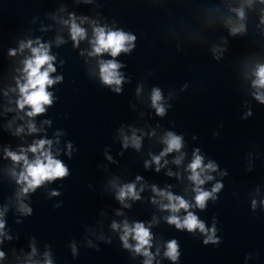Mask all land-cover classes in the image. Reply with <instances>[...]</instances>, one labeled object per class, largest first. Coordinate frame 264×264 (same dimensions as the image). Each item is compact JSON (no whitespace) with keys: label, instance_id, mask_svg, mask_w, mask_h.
Wrapping results in <instances>:
<instances>
[{"label":"water","instance_id":"obj_1","mask_svg":"<svg viewBox=\"0 0 264 264\" xmlns=\"http://www.w3.org/2000/svg\"><path fill=\"white\" fill-rule=\"evenodd\" d=\"M228 2L235 0H0V208L9 207L5 230L13 237L0 244L6 254L0 264L23 261L33 241L35 258L42 261L44 251L50 250L54 264H143L145 257L125 249L120 231L111 228L113 221L125 219L150 227L153 264H264V104L253 98L250 79L245 78L256 62L264 63V33L256 27V14L250 13L248 32L230 36L222 23ZM69 13L88 17L81 25L88 39L93 34L89 21L136 35L133 51L115 58L124 65L121 92L99 78L97 60L112 57L81 55L91 50L88 39L73 46L69 26L63 23ZM58 36L64 39L59 45ZM222 37L226 51L216 60L211 49L224 43ZM36 39L50 44V54L56 57V71L50 75L63 79L47 89L53 103L31 118L41 130L29 134V109H17L15 78L31 55L30 49L19 50L20 43ZM10 49L17 54L10 56ZM154 87L164 96V116L151 107ZM248 109L252 114L245 118ZM18 126H24L23 133L15 134ZM133 129L141 136L138 150L123 146L121 130L130 136ZM168 131L183 138L182 162L173 163L180 155L173 152L162 158L161 163L168 164L160 171L154 163L146 168L145 161L166 146L162 137ZM41 138L53 141L52 151L69 175L30 193L25 203L33 212L22 216L16 210L19 185L10 172H19L21 165L6 158L4 149L18 152ZM196 149L205 164L218 165L211 173L214 179L202 187L211 190L219 181L223 188L205 209L189 210L207 227L215 224L218 244H204L198 230L168 224L165 217L170 213L152 203L155 184L195 205L187 165ZM137 176L142 180L136 181ZM113 181L136 182L138 190L144 185L141 199L128 200L131 207H124L116 199ZM53 190L60 194L50 196ZM178 215L186 213L181 209ZM170 240L179 245L175 262L164 255Z\"/></svg>","mask_w":264,"mask_h":264},{"label":"clouds","instance_id":"obj_2","mask_svg":"<svg viewBox=\"0 0 264 264\" xmlns=\"http://www.w3.org/2000/svg\"><path fill=\"white\" fill-rule=\"evenodd\" d=\"M220 12V9H216ZM227 15L222 17L223 26L227 29L228 34L232 37L237 35H244L248 32L249 14H256L258 23L257 28L264 33V0H235V2L227 3ZM79 20V23L77 22ZM88 20V17H76L74 13H69V19L63 20L65 25L69 26V32L74 47H79L81 41L88 39L87 30L81 25ZM92 25V37L88 39L91 50H82L81 55L85 52L89 57H102L108 54L111 59H98V74L101 82L112 88L113 91L119 93L122 90V85L125 82V76L121 73L120 69L124 67L116 57L121 53L129 54L133 51L136 44V35L123 31L121 29H112L107 25H99L96 21H89ZM224 43L216 44L212 47L211 51L216 60H220L226 51L227 40L221 38ZM64 42L63 37H57V45ZM35 44V46H34ZM30 49L31 55L25 57L22 61L23 67L17 69L21 73L16 77V89L19 91V96L16 100L17 109L24 111L27 107L25 115L30 119L27 121V131L29 134L40 131L31 118L46 111V105L51 106L54 100L53 94L47 89L57 82H60L62 76H51V73L56 71L54 61L56 57L50 54V44L43 43L39 39L22 41L19 50L22 52L24 49ZM17 49H10L9 55L15 56ZM245 78L250 79L252 88L251 95L261 104H264V63L256 62L255 66L251 69L250 74L246 73ZM184 87H187L185 85ZM15 91V89H13ZM141 92V88L137 87V94ZM7 94V93H6ZM151 107L155 109L158 116H164L166 113V106L164 103V96L158 87L151 90ZM11 110V109H9ZM251 109L244 114V117L250 116ZM23 119V117H20ZM44 123H50L45 121ZM12 122H9L8 127L11 128ZM24 132V126H18L15 129V134ZM137 130L133 129L131 135L124 134L121 130L123 139V146L127 148L129 145L137 150L141 147V136L137 135ZM58 142V141H57ZM162 143L166 145L159 155H152L151 161H145V167L150 164H155L156 171H160L162 167L168 164L167 160L161 163V160L166 155L177 152L180 155L176 156L173 163L179 165L183 158L184 153L181 152L183 147V138L172 131H168L162 137ZM53 141L51 139H37L33 141L27 148L21 147L20 150L11 151L8 148L4 149L5 157L10 158L14 164H20L21 169L19 172L15 168L10 170L11 175L15 178L19 190L16 192L17 211L22 216H30L33 212L31 206L25 203V198L38 187L43 186L46 182L54 181L58 178L62 179L69 175L68 167L59 159L56 158L52 151ZM68 154H71L72 145L67 144ZM59 152V149H57ZM28 153H32V159L29 158ZM111 160V156H108ZM218 165L212 161L204 163V157L200 154L199 149L193 151L192 160L187 165V170L190 172L188 180L193 184V191L195 192V205L184 199L180 195H176L169 191L167 188H158L155 184L151 185V190L154 193L152 203L157 204L161 210L168 211L170 215L165 217L168 224L174 225L177 229L187 230L189 232L199 231L204 235V244H218L220 238L216 235L217 229L215 224L211 228L198 218V216L189 209L193 206L203 210L207 206L208 200H216L217 193L223 188V184L217 181L211 190H205L202 186L206 182L212 181L214 177L212 172H216ZM173 175L171 170L167 173ZM222 172L221 175H226ZM142 177L137 176L136 181H141ZM112 186L117 189L116 199L124 206L131 207L128 200L141 199L140 193L144 190V185L137 189L136 182L117 184L112 182ZM170 187V186H169ZM60 193L56 190L50 192V196H58ZM164 201H167L166 203ZM256 200L252 201L253 210L256 208ZM264 203V202H262ZM59 207V205H56ZM183 209L186 213L183 217L178 213ZM9 207L5 204L0 208V244L5 239L11 240L13 237L5 230L6 221L4 219ZM118 215L122 214L119 211ZM19 219L17 223H21ZM113 230L120 231V240L125 249H129L135 254H140L145 257L143 264H153V253L150 251L152 246V233L150 227H146L144 222H133L129 224L125 219L122 223L113 221L111 224ZM103 239V237H101ZM130 239L135 243H130ZM91 245V241H88ZM30 251L24 254V260L20 261L17 258V264H54L51 251L46 250L43 253V260H38L35 257L38 255V250L34 241L29 245ZM72 252L75 256L77 248L72 244ZM22 251V250H21ZM164 255L172 260L177 261L180 252L179 245L176 240L167 242L166 251ZM5 252L0 251V260L5 259Z\"/></svg>","mask_w":264,"mask_h":264}]
</instances>
